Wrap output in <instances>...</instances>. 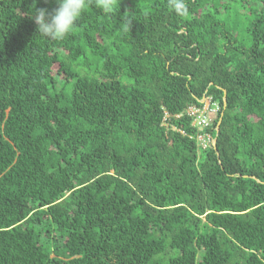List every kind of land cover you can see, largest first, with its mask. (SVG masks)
<instances>
[{
	"label": "trees",
	"instance_id": "trees-1",
	"mask_svg": "<svg viewBox=\"0 0 264 264\" xmlns=\"http://www.w3.org/2000/svg\"><path fill=\"white\" fill-rule=\"evenodd\" d=\"M185 3L0 0V264H264V0Z\"/></svg>",
	"mask_w": 264,
	"mask_h": 264
},
{
	"label": "clouds",
	"instance_id": "clouds-1",
	"mask_svg": "<svg viewBox=\"0 0 264 264\" xmlns=\"http://www.w3.org/2000/svg\"><path fill=\"white\" fill-rule=\"evenodd\" d=\"M37 0H33L34 7L28 13V18L35 24L36 31L43 37L60 41L67 37L77 26L89 0H54V7H36ZM48 3V0H44ZM168 6L176 14L183 16L188 12L185 0H168ZM95 7L105 13L113 11V0H95ZM120 22L131 27V14L125 13Z\"/></svg>",
	"mask_w": 264,
	"mask_h": 264
},
{
	"label": "built area",
	"instance_id": "built-area-1",
	"mask_svg": "<svg viewBox=\"0 0 264 264\" xmlns=\"http://www.w3.org/2000/svg\"><path fill=\"white\" fill-rule=\"evenodd\" d=\"M200 107L198 106H189L185 110V114L192 118L191 125L197 129L201 135H198L197 141L202 147L212 144L210 136L204 132V129L208 127L210 122V117L213 116L218 107L216 103H212L210 98H203L200 101Z\"/></svg>",
	"mask_w": 264,
	"mask_h": 264
},
{
	"label": "water",
	"instance_id": "water-1",
	"mask_svg": "<svg viewBox=\"0 0 264 264\" xmlns=\"http://www.w3.org/2000/svg\"><path fill=\"white\" fill-rule=\"evenodd\" d=\"M218 128H219V123H217V125H216V131L218 130ZM212 146H213V148H215V139H213V141H212Z\"/></svg>",
	"mask_w": 264,
	"mask_h": 264
}]
</instances>
